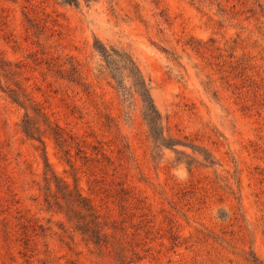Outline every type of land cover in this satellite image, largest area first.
Listing matches in <instances>:
<instances>
[{
    "label": "rangeland",
    "instance_id": "1",
    "mask_svg": "<svg viewBox=\"0 0 264 264\" xmlns=\"http://www.w3.org/2000/svg\"><path fill=\"white\" fill-rule=\"evenodd\" d=\"M0 264H264V0H0Z\"/></svg>",
    "mask_w": 264,
    "mask_h": 264
},
{
    "label": "trees",
    "instance_id": "2",
    "mask_svg": "<svg viewBox=\"0 0 264 264\" xmlns=\"http://www.w3.org/2000/svg\"><path fill=\"white\" fill-rule=\"evenodd\" d=\"M66 1L74 2L76 0H66ZM111 50H112L111 53H114L115 55H117L119 57V59L124 62L126 69H128L129 75L131 76L133 84L136 87V91L140 95L141 101H142L143 106H144L145 118L147 119V121L150 125L152 133L157 138L162 137L163 133L160 132V127H161L160 126V123H161L160 113H159V111H158V109L154 103V100L152 98L148 83H147L144 75L142 74L140 68L136 64L135 60L128 53H126L124 51H118L114 48H111ZM108 54H110V53H108ZM81 197H84V196L81 195ZM85 198H87V197H85ZM258 262H260V261H258Z\"/></svg>",
    "mask_w": 264,
    "mask_h": 264
}]
</instances>
